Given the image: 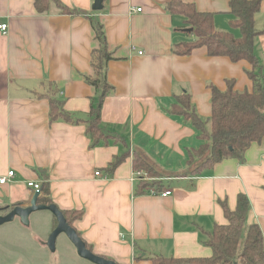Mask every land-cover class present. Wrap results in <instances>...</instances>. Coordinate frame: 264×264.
<instances>
[{
    "label": "crops",
    "instance_id": "obj_1",
    "mask_svg": "<svg viewBox=\"0 0 264 264\" xmlns=\"http://www.w3.org/2000/svg\"><path fill=\"white\" fill-rule=\"evenodd\" d=\"M34 1L0 0V25H8L6 34L0 32V178L15 172L0 186V216L29 207L34 194L27 183L42 185L48 176L59 210L83 211V218L73 225L76 232L92 252L118 264H150L136 261L138 254L211 258L207 233L227 224L221 203L236 210L240 193L250 203L247 222L258 224L264 238V139L252 143L243 162L225 159L199 177L169 180L162 191L168 189L171 195L165 198L136 194L138 181H132L134 148L160 167L178 171L188 162L187 150L201 145L194 125L169 113L177 96H191L210 130L209 86L224 91L226 81L234 80L235 91L251 92L249 63L211 57L206 47L189 56L175 54V45L189 42L193 35L181 27V16L167 11L170 0H105L101 12L92 10L95 0H61L67 7L94 12L113 52L107 79L115 90L104 102L102 124L126 144L110 141L92 147L83 123L95 97L83 80L93 72L91 52L97 47L91 22L61 14L54 6L40 14ZM182 1L213 14L217 32L240 36L230 26L229 0ZM132 7L142 12L130 14ZM255 16L256 28L264 31V0ZM254 46L264 75V34ZM50 83L58 86L63 110L79 123L50 121V103L43 97ZM126 152L130 156L111 173L109 164ZM55 221L49 210L35 211L26 222L18 216L0 225V236L17 234L15 241L21 245V232L28 229L34 252L48 259L52 251L47 242ZM61 244L73 264H91L75 255L68 238Z\"/></svg>",
    "mask_w": 264,
    "mask_h": 264
},
{
    "label": "trees",
    "instance_id": "obj_2",
    "mask_svg": "<svg viewBox=\"0 0 264 264\" xmlns=\"http://www.w3.org/2000/svg\"><path fill=\"white\" fill-rule=\"evenodd\" d=\"M229 2L233 17L230 26L233 30L237 29L240 36L232 32H217L214 15L199 12L195 4L170 0L166 6L167 11L172 16L177 15L184 19L182 28L193 29L192 32L186 33L189 36L193 35V38L189 42L177 43L174 52L180 56H189L193 50L206 47L211 57L223 56L234 63L246 61L250 65L246 74L253 82L252 91H235L234 80L226 81L227 88L224 91L210 85L209 89L212 91L210 130L207 129V122L202 121L197 115L192 106L191 96L189 94L177 96L176 103L171 106L169 113L179 115L191 122L198 130L202 143L198 148L187 150L188 162L178 171L160 167L146 152L134 148L133 168L146 175V179L138 181L136 194L150 195L151 189H155L159 194L165 189L169 180L199 177L225 159L243 162L245 153L252 143L264 139V75L261 73L262 66L257 59L254 46L256 38L264 34V31L256 28L255 16L260 11L263 0H229ZM34 5L40 14L54 6L61 14L82 16L91 22L97 47L91 52L90 65L93 72L84 75L83 80L94 89L95 97L88 118L83 120L87 125L86 134L92 140V147L105 146L110 141H121L126 144L123 137L111 133L102 124L104 102L115 90L107 79L108 64L113 60V52L109 50L104 25L92 14L94 12L67 7L61 0H35ZM58 93L57 84L50 83L47 93L43 95L50 103V121L63 119L67 123H79L80 120H74L63 110V102L57 98ZM128 156L130 153L126 152L120 158H116L109 164V171L114 172ZM46 179L42 184L38 203L48 207L55 202L51 198L48 176ZM221 206L228 222L225 225H216L210 233H207L206 245L212 250L211 258L177 259L162 256L143 257L138 254L136 261L145 260L150 264H264V238L261 228L256 223L251 225L247 222L251 211L247 195L239 194L234 211L228 208L226 202L221 203ZM61 212L72 228L74 223L84 216L82 210ZM54 225L55 229L57 220ZM79 236L81 237L80 234ZM242 237L244 240L241 247ZM86 246L91 252L93 251L88 243Z\"/></svg>",
    "mask_w": 264,
    "mask_h": 264
},
{
    "label": "water",
    "instance_id": "obj_3",
    "mask_svg": "<svg viewBox=\"0 0 264 264\" xmlns=\"http://www.w3.org/2000/svg\"><path fill=\"white\" fill-rule=\"evenodd\" d=\"M105 0H95L93 3L92 10L94 12H101V10L104 9L103 3ZM187 33H190L193 31L192 28L190 29H185L184 30ZM40 192H36L32 196V201L29 207L27 208H15L12 212L9 214L0 216V225H3L5 222H10L14 220L16 217H21L25 222L28 220L30 217V214H32L35 211H41V210H49L52 214H54L56 220H57V226L55 230L50 234L48 238V248L52 251H56V242L57 239L65 234L70 241L74 245L77 251V255L80 258H83L84 260L90 262L91 264H118L113 260L110 259H105L104 257H101L99 255H96L94 252H91L87 246L86 243L83 242L82 238L77 234L76 230L72 228L67 220L65 215L59 210V208L53 204L48 207L39 205L38 203V198L40 196Z\"/></svg>",
    "mask_w": 264,
    "mask_h": 264
},
{
    "label": "rangeland",
    "instance_id": "obj_4",
    "mask_svg": "<svg viewBox=\"0 0 264 264\" xmlns=\"http://www.w3.org/2000/svg\"><path fill=\"white\" fill-rule=\"evenodd\" d=\"M24 230L21 232V245L16 242L17 234L16 236L7 234L5 239L0 236V264H73L72 258L69 257L70 252L67 254V250L64 251L65 248H63L64 244H61L63 239H67L65 234L61 235L56 242L58 244L57 251L52 252L48 259L44 258V260H41L40 256L36 254L37 252H34V245L29 242V239H32L30 237H33L31 231L28 229ZM243 240L244 238L242 237L241 247ZM84 262L88 261L85 260Z\"/></svg>",
    "mask_w": 264,
    "mask_h": 264
},
{
    "label": "built area",
    "instance_id": "obj_5",
    "mask_svg": "<svg viewBox=\"0 0 264 264\" xmlns=\"http://www.w3.org/2000/svg\"><path fill=\"white\" fill-rule=\"evenodd\" d=\"M133 12L141 13L142 8L132 7L130 10V14ZM0 32L6 34L8 32V25H6V24L0 25ZM140 54H143V53H140ZM96 175L100 176L101 173L97 172ZM14 177H15V172L14 171L9 172V174L7 176H3L2 178H0V186H3V184H6L7 182H9ZM143 179H146L145 174L143 172L136 171L135 174L133 175L132 181L135 182V181H140ZM27 185L31 189L33 194H35L36 192L41 193L42 185L35 183L33 181L27 183ZM149 194H150V196L151 195H153V196L159 195V196H162L163 198H165V197H168L169 195H171V191L167 189V190L162 191L161 193L157 194L155 189H151Z\"/></svg>",
    "mask_w": 264,
    "mask_h": 264
}]
</instances>
